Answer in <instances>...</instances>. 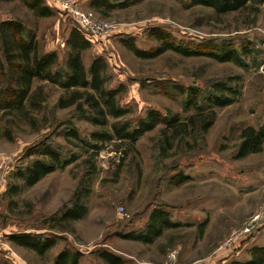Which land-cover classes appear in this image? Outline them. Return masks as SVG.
I'll return each instance as SVG.
<instances>
[{
    "label": "rangeland",
    "instance_id": "1",
    "mask_svg": "<svg viewBox=\"0 0 264 264\" xmlns=\"http://www.w3.org/2000/svg\"><path fill=\"white\" fill-rule=\"evenodd\" d=\"M75 1L98 19L117 25L108 36L91 42L83 61L87 67L96 55L107 61L108 86L122 87L118 101L132 109L121 121L135 123L149 109H156L178 115L180 123L160 124L134 145L112 140L96 152L64 137V132L74 126L90 139L98 127L80 118L74 106L57 105L65 95L62 88L36 80V104L0 111V264H54L64 248L81 251L80 264H108L100 257L105 250L122 256L125 264L248 260L253 245H264V227L224 244L264 205V143L260 152L238 156L242 130L264 127L263 0H249L246 7L227 14L191 5V0H141L112 10L94 7L92 0ZM45 2L54 15L39 17L21 0H0V20H22L27 29L36 31L41 49L57 51L64 66L66 39L76 22L58 7L57 0ZM154 28L170 33L175 43L200 50L227 43L241 62L185 56L173 50L141 58L124 45L123 40L131 39L141 49L154 48L159 45L150 34ZM220 80L227 81L230 88L225 92L233 99L223 107L208 106L202 98L204 109H186V95L173 88L176 83L197 86L205 95ZM212 113V126L198 134L201 123L194 121L213 117ZM46 144L64 157L79 156L28 185L19 174L43 159L39 151ZM182 177L187 180L175 181ZM79 187L85 214L60 222L53 218L71 204ZM157 207L164 208L179 226L165 229L152 243L125 238L143 229ZM19 233L56 235L57 243L38 254L12 240ZM174 250L177 257L172 259Z\"/></svg>",
    "mask_w": 264,
    "mask_h": 264
},
{
    "label": "trees",
    "instance_id": "2",
    "mask_svg": "<svg viewBox=\"0 0 264 264\" xmlns=\"http://www.w3.org/2000/svg\"><path fill=\"white\" fill-rule=\"evenodd\" d=\"M34 15L50 17L54 15V9L45 0H21ZM141 0H124L114 2L112 0H92L91 5L103 9L126 8ZM249 0H191V5H201L212 8L217 14H227L240 10L248 5ZM264 2V0H263ZM158 41L159 45L152 49L139 48L133 40H123L124 45L141 58H155L162 53L173 50L185 56L206 55L220 61L237 60L241 62L239 53L229 44L210 46L211 49L200 50L189 45L175 43L171 34L154 28L150 33ZM68 48L65 65L59 64V54L55 50H42L36 31L27 29L24 22L18 18H6L0 20V111L10 112L22 110L27 104H36L34 82L47 81L65 91L57 105L61 108L74 106L78 116L89 121L98 129L91 132L90 139H84L79 130L69 126L64 137L80 141V144L92 148L98 152L103 144L112 140H121L134 145L146 132L153 130L158 125L166 127L180 123L178 115L163 114L156 109H149L145 116L135 123L121 121L131 113V108L121 105L118 94L122 87L112 88L108 86V63L101 55L92 58L87 67L83 61V52L91 47V41L77 27H73L66 39ZM244 49V48H243ZM236 61V62H237ZM213 90L202 94L197 86L186 87L174 84L173 88L178 93L185 94V108L204 109L203 100L211 107H223L231 104L233 99L225 92L230 87L227 81L220 80L212 84ZM213 117L207 116L200 121L198 134L206 133L214 122ZM114 119L113 121H110ZM194 119V117H193ZM117 120V121H115ZM202 121V122H201ZM242 141L238 149V156L244 157L250 153L260 152L264 143V127L256 128L246 126L241 132ZM43 159H37L27 168L22 170L19 176L28 185L36 184L43 176L64 168L74 162L78 154L64 157L61 151L51 144L43 145L40 149ZM186 177L175 181L182 183ZM90 190V189H89ZM82 189L79 187L74 194L71 204L65 205L58 221L81 218L86 211V205L82 197ZM205 223H202L200 231ZM179 223L172 221L169 213L162 207L155 208L143 229L124 235L125 238L137 240L143 243H152L162 235L165 229L178 227ZM12 240L18 245L29 247L38 254H45L57 243V237L46 235H32L19 233L12 236ZM248 254L250 258L245 261H233L231 264H264V245H253ZM82 252L64 248L56 256L54 264H80ZM100 257L108 264H125L122 256L110 251H101Z\"/></svg>",
    "mask_w": 264,
    "mask_h": 264
},
{
    "label": "built area",
    "instance_id": "3",
    "mask_svg": "<svg viewBox=\"0 0 264 264\" xmlns=\"http://www.w3.org/2000/svg\"><path fill=\"white\" fill-rule=\"evenodd\" d=\"M57 3H59V8L73 17L79 30H81L91 42L100 41L101 37L108 36L110 33L114 32V28L117 26L109 21L98 19L93 11L84 9L75 0H57ZM262 227H264V205L253 215L244 220L242 227L235 231L224 245L229 246V244L236 239L251 236ZM176 252L177 251L174 250L171 253L170 256L172 259L177 257L175 255ZM167 264H172V262ZM194 264L207 263L203 260H198Z\"/></svg>",
    "mask_w": 264,
    "mask_h": 264
},
{
    "label": "crops",
    "instance_id": "4",
    "mask_svg": "<svg viewBox=\"0 0 264 264\" xmlns=\"http://www.w3.org/2000/svg\"><path fill=\"white\" fill-rule=\"evenodd\" d=\"M6 19V18H5Z\"/></svg>",
    "mask_w": 264,
    "mask_h": 264
}]
</instances>
